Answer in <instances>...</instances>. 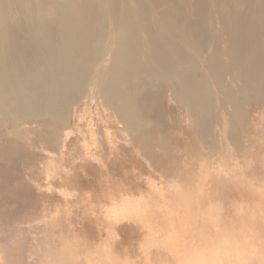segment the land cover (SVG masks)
Instances as JSON below:
<instances>
[{
  "label": "bare ground",
  "instance_id": "1",
  "mask_svg": "<svg viewBox=\"0 0 264 264\" xmlns=\"http://www.w3.org/2000/svg\"><path fill=\"white\" fill-rule=\"evenodd\" d=\"M94 105L116 133L88 121ZM100 128L106 152L88 148ZM184 134L202 153L197 173L190 149V165L171 163L177 175L147 196L74 192L79 172L112 165L118 140L160 161ZM9 147L31 157L24 179L42 214L37 229L13 226L25 205L0 192V264H264V0H0ZM131 222L143 230L138 259L115 249Z\"/></svg>",
  "mask_w": 264,
  "mask_h": 264
},
{
  "label": "rangeland",
  "instance_id": "2",
  "mask_svg": "<svg viewBox=\"0 0 264 264\" xmlns=\"http://www.w3.org/2000/svg\"><path fill=\"white\" fill-rule=\"evenodd\" d=\"M81 105V104H80ZM78 107H80V108H78ZM82 105L81 106H77V108H74V109H78V110H80V109H82ZM93 107H95V109H93ZM93 107H90V109L92 110V112H91V110L89 111L88 110V114H86L85 115V117L88 119V121L90 122V123H94V127L95 128H98V126H97V122L98 123H100L101 122V124H102V122H103V119H105V121H104V123H103V125H105V128H107L109 125H110V123H112L113 122V120H112V122H109V124L106 126V123L108 122V121H111V120H108L109 118L111 119L112 118V116H108L107 118L106 117H104V113H106V112H104L103 111V108L101 107V106H93ZM99 108V109H98ZM97 110H99V113L100 114H98L97 112ZM95 111H97V112H95ZM94 112H95V115H94ZM104 112V113H103ZM97 113V114H96ZM90 114V115H89ZM93 114V115H92ZM103 116H102V115ZM87 115H89V118L87 117ZM91 115H92V117L93 118H95V119H97V120H94V119H92V117H91ZM104 117L103 119L102 118H100L99 120H98V117ZM250 116H252L253 118H255V119H258L260 116H261V112H260V110L259 109H257V108H251V110H250ZM85 117H83V119H81V120H83V121H80V123H78V124H76V123H74V120H72L71 121V123H70V129L69 130H71V131H73L72 132V138H70L68 141H69V144H71V143H73L75 140H78L79 141V138H77V136H78V132H77V130H76V125H79L80 124V128L82 129L83 128V130L85 131L86 129H84V127L86 128L87 126V123H88V121H84V118ZM91 117V118H90ZM97 117V118H96ZM85 118V120H87ZM92 119V120H91ZM106 119H107V121H106ZM97 121V122H96ZM76 122V121H75ZM83 122V123H82ZM87 122V123H86ZM72 123H73V127H72ZM86 123V124H85ZM114 123V122H113ZM113 123H112V125L110 126V127H112V128H114V129H111L110 127H108V128H110L111 130H109V131H111V132H115L116 133V131L118 130V127H117V125H113ZM76 124V125H75ZM83 125V127H82V125ZM116 126V127H115ZM107 128V129H108ZM116 128H117V130H116ZM102 128H100V132H98L99 134H98V136H97V140H98V143H96V144H94V145H89V149L90 150H92V151H94L95 150V147H96V149L98 148H101V150H105V152L109 149L108 147H110L109 145H108V143H106L107 141L106 140H104V139H106V138H104V135H102V133L101 132H103L102 130H101ZM97 130V129H96ZM98 131V130H97ZM183 131L185 132H187V129L186 128H184L183 129ZM185 132V133H186ZM75 133V134H74ZM71 134V133H70ZM76 134H77V136H76ZM75 136V137H74ZM70 137H71V135H70ZM184 137H185V134H184ZM182 138V143L181 144H183V142L185 141V140H187V141H185L184 142V145H181L180 143L178 144V143H173L172 145H171V147L170 148H173V149H175V150H177V148L180 146L181 148H180V150H182L183 152H185V148H186V152L185 153H187V152H190V151H192L193 152V154H195L196 152V150H194V146L195 145H193L192 146V144L191 143H193V139L191 138V141L189 140L190 138ZM77 138V139H76ZM101 138V139H100ZM118 139V138H117ZM188 141H190V142H188ZM81 140H80V143H78V144H81ZM190 143V144H189ZM99 144V145H98ZM188 144V145H187ZM108 145V146H107ZM190 145V146H189ZM173 146V147H172ZM188 146V147H187ZM94 149H93V148ZM111 147H113L114 148V153H113V156H111V158H110V160H109V162L112 164V165H110V166H108L107 168H103V173H102V171H100L99 169L101 168H98L96 171H94L92 174H89L87 177L86 176H83V174H84V172H79L78 173V175H79V178H78V182H80V186L78 187V189H76V191H74V192H78V194H83V193H87V192H91V194H93L94 196H98V194H100V193H102L103 191H104V193H102V194H108V192L109 193H111V194H113V196L117 199V198H120L121 196H129L130 198H133V199H136V198H139V197H141V196H147L150 192H151V189L150 188H152L151 187V185L152 184H154V185H159V186H161L162 184H163V182L162 181H164L165 183L168 181V178H170V180H171V170H173V172H172V175H174V174H176L175 172H174V170H175V168H177V166L179 165V166H184V163H185V165L186 164H188L187 163V161L189 160V163H193V160H195V159H197V160H201V159H199L200 158V153L201 152H199V154L197 153V155L195 154V156H197V157H193L192 155H189V157H191V158H189L188 159V157H187V155L189 154V153H187V154H185L184 153V155L181 153V155L180 154H178V156H177V153H176V151L175 152H173V149H172V151H170V150H168V149H165V151L166 152H164L161 148L159 149L158 148V150H162V152L161 153H165L164 155L162 154H160L162 157H161V160L159 161V159H160V156H159V158L157 159L158 160V162H156L157 160H156V157L155 156H157V155H155L154 157H151V158H149V157H147V156H145V155H142V154H140V153H138V152H136V151H134V147H133V145H131V144H125V143H123L121 140H118L116 143H114L113 145H111ZM194 147V148H193ZM11 147H9V148H6L5 150H3V151H0V152H3L4 154H7L6 153V150L8 149L9 151H8V153L10 154V155H12V153H14L13 155H15V156H11V158H10V156L7 154V155H3V156H1L3 153H0V156H1V158L3 157V159H1L0 158V192H1V194L3 193V195L5 194V196H6V193H15V194H12V197H16V198H18V201L20 202V203H22L23 205H25V207H23V209H20V211L18 210V212H19V214L17 213V211H14L13 212V214H14V216L13 215H11L10 217H12V218H10L11 220H10V223L13 225V226H19V224L21 225V227H24V228H31L32 227V229H34L35 227V229H37V226H38V224L40 225V219H39V216H40V213L42 214V210H41V208H42V202H41V199L38 197V194L36 193V190L35 189H33V188H31V187H29L28 185H27V179H24V176H25V171H26V160L28 159L29 160V158H31V157H29V154L27 155L26 154V152L24 153V151L23 150H20V151H22V153L20 154L19 153V151H18V149H16V152H17V154H18V156H17V154L15 153V151L14 152H12L13 150H14V148H12V149H10ZM78 149L80 148V147H77ZM92 148V149H91ZM169 148V149H170ZM184 149V150H183ZM190 149H192V150H190ZM10 150H12L11 152H10ZM80 150V149H79ZM190 150V151H189ZM116 151V152H115ZM171 152L170 154H169V152ZM198 151V150H197ZM75 152V151H74ZM136 154H135V153ZM192 152H191V154H192ZM138 153V154H137ZM159 153H160V151H159ZM176 153V154H175ZM27 156H26V155ZM166 154H169V155H171L170 157L168 156V155H166ZM202 154V153H201ZM25 155V157H22V156H24ZM76 155L78 156L79 155V157L80 158H76V160H78V161H80L81 160V158L82 157H84V156H82L83 154H79V152L77 151L76 152ZM106 155H108V153L106 154ZM165 155L167 156V157H169V159L168 158H166L165 157ZM172 155H173V159L171 158L172 157ZM174 155H176V156H174ZM185 157V159L183 158V156ZM186 155V156H185ZM8 156V157H7ZM20 156H21V158H20ZM82 156V157H81ZM109 156V155H108ZM107 156V157H108ZM115 156V157H114ZM132 156V157H131ZM164 156V157H163ZM181 156V157H180ZM4 157H7L6 159L4 158ZM14 159H13V158ZM19 157V158H18ZM26 157H28V158H26ZM106 157V158H107ZM147 157V158H146ZM158 157V156H157ZM179 157V158H178ZM201 157H202V155H201ZM9 158L11 159V160H9ZM15 158H17V159H15ZM106 158H103L104 159V161H107V159ZM125 158H127V160H125ZM131 158V159H130ZM153 158H154V160H153ZM164 158V161L162 160ZM177 158V159H176ZM22 159V160H21ZM116 159V160H115ZM180 159V160H179ZM186 159H188V160H186ZM190 159H191V162H190ZM9 160V161H8ZM115 160V161H114ZM124 160V161H123ZM138 160V161H137ZM152 162H151V161ZM166 160V161H165ZM173 160V161H172ZM175 160V161H174ZM184 160V161H183ZM186 160V161H185ZM197 160H195L196 162H198L199 163V161H197ZM18 161V162H17ZM25 163H24V162ZM129 161V162H128ZM163 161V162H162ZM194 161V162H195ZM21 162V163H20ZM96 162H98V161H96ZM114 162V163H113ZM118 162V163H117ZM156 162V163H155ZM165 162V163H164ZM169 162V163H168ZM182 162V163H181ZM143 163V164H142ZM160 163H161V165H160ZM163 163H164V165L166 164H168L167 165V167L169 168L170 167V165H171V163H172V166L174 165V167L175 168H172V167H170V169H168L167 167H165V168H163V167H161V166H163ZM94 164H95V162H94ZM155 164H157V166H155ZM96 166L95 167H97V165H98V163H96L95 164ZM153 165H154V167H153ZM188 165H190V164H188ZM195 165V166H194ZM159 166V167H158ZM197 166V167H196ZM99 167V166H98ZM191 167V166H190ZM193 168H196L195 169V173H197L196 171H197V169H198V164L197 163H193V166H192ZM8 168V169H7ZM14 168V169H13ZM125 168V169H124ZM160 168V169H159ZM161 168H163L162 170H161ZM168 170H167V169ZM132 169V170H131ZM158 169V170H157ZM4 170V171H3ZM14 170V171H13ZM107 170V171H106ZM117 170H118V172H117ZM124 170V171H123ZM164 170V171H163ZM109 171V172H108ZM128 171V172H127ZM168 172V173H170V176L169 177H166V173L163 175V173L164 172ZM110 172H112V173H110ZM153 172V173H152ZM162 172V173H161ZM155 173V174H154ZM82 174V175H81ZM109 174V175H108ZM16 177H15V176ZM124 175V176H123ZM155 175V176H154ZM177 175V174H176ZM175 175V176H176ZM8 176H10V177H8ZM101 176V177H100ZM158 176V177H157ZM175 176H173L172 177V179H174L175 178ZM3 177H6V178H8V179H10L9 181L7 180V179H5V178H3ZM21 177V178H20ZM100 177V178H99ZM123 177V178H122ZM182 178H185L186 177V174H185V176L184 175H182L181 176ZM152 178V179H151ZM165 178L167 179V180H165ZM194 178L196 179V176H194ZM194 178H193V180H194ZM2 179V180H1ZM185 179H187V178H185ZM22 180V181H21ZM155 180V181H154ZM161 180V182H159ZM20 181V182H19ZM196 181V180H195ZM12 182V183H11ZM103 182V183H102ZM138 182V183H137ZM158 183V184H157ZM162 183V184H161ZM164 183V184H165ZM23 184V185H22ZM26 184V185H25ZM102 184V185H101ZM153 185V186H154ZM28 186V187H27ZM100 187H101V189H100ZM106 187V188H105ZM15 188V189H14ZM23 188V189H22ZM28 188V189H27ZM72 188V187H71ZM150 190H149V189ZM3 189V190H2ZM69 189V192H71V191H73V190H71L70 188H68ZM109 189V190H108ZM24 192H23V191ZM75 190V189H74ZM88 190V191H87ZM112 190V191H111ZM10 191H12V192H10ZM29 191V192H28ZM87 191V192H86ZM105 191L107 192V193H105ZM150 191V192H149ZM93 192V193H92ZM145 192V193H144ZM147 192H149V193H147ZM18 193V194H17ZM142 193V194H141ZM19 194H21V195H19ZM102 194H100L99 196H101ZM16 195H18V196H16ZM25 197H24V196ZM20 196V197H19ZM36 197V198H35ZM95 198V197H94ZM22 199V200H21ZM26 201H24V200ZM30 199V200H29ZM36 199V200H35ZM23 201V202H22ZM36 201V202H35ZM38 201H39V203H38ZM30 202V203H29ZM26 203H28V204H26ZM28 206V208H27V206ZM34 205V206H33ZM58 206H59V204H57ZM33 207V208H32ZM34 209V210H33ZM39 215V216H38ZM38 216V217H37ZM26 217V218H25ZM33 221H32V220ZM39 219V220H38ZM24 220H26V221H24ZM29 220H31L33 223H31ZM37 220V221H36ZM17 221V222H16ZM21 221V222H20ZM37 222H39V223H37ZM18 223V224H17ZM23 223V224H22ZM132 223V222H131ZM128 223V225H126V229L124 228L123 229V237H124V240H123V242H120V244L121 245H119V242H118V240H119V238H116L117 240H115V242H116V244L118 243V245H119V247H118V245H115L116 247H115V249L116 250H119V249H127L126 251H125V254H126V252H127V254H126V256H128V257H131L130 259H138L137 257H141V255H142V251L140 250L141 249V242H142V238H143V235H142V232H143V230H141V229H139L140 227L139 226H136V224H134V223ZM27 224V225H26ZM28 224H30V225H28ZM23 225V226H22ZM34 225V226H33ZM37 225V226H36ZM30 226V227H29ZM128 226V227H127ZM34 227V228H33ZM131 227V228H130ZM138 227V228H137ZM141 230V231H140ZM125 231V232H124ZM134 231H135V233H134ZM141 234V235H140ZM126 241H128V242H126ZM125 244V245H124Z\"/></svg>",
  "mask_w": 264,
  "mask_h": 264
}]
</instances>
